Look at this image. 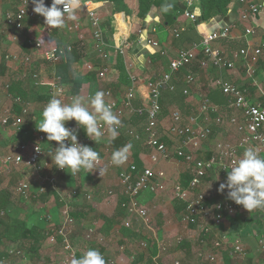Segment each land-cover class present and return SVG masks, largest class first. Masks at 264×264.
<instances>
[{"label":"built area","instance_id":"built-area-1","mask_svg":"<svg viewBox=\"0 0 264 264\" xmlns=\"http://www.w3.org/2000/svg\"><path fill=\"white\" fill-rule=\"evenodd\" d=\"M52 3V0H45ZM185 7L182 11L183 16L191 22H196L200 15L198 0H184ZM82 9L87 14L90 27V37L93 41V50L97 55L104 56L108 61L107 43L104 38V28L100 14L96 8L92 6L91 0H81ZM62 7V6H59ZM34 6L31 0H21L20 4L13 11L0 13V34L8 33V29L15 32L20 31L24 23L27 21L39 22L44 26L45 32H50L51 28H47L44 23V17L33 11ZM263 8L262 2L255 0L246 1V6L240 13V21L244 22V37L255 36L258 27L257 19ZM66 28L68 33H75L80 30L81 23L78 20H66ZM7 29V30H5ZM185 30V26L181 25L173 29L174 37L178 38ZM230 28H221L211 32H202L198 42L191 44L180 50L175 56L169 59L168 70L160 77L148 79L141 82L139 76L131 71V64L125 62L128 83L121 98V104L112 98L111 90L106 89V102L112 105L113 112L118 116L121 123L118 126V133L123 131L127 137V144L131 141H143L149 150V164L143 167H138L134 159L127 156L126 161L119 165H113L111 160L100 158L98 167L102 169L99 173V168L94 169V175L98 178L104 176L105 162L109 167L116 168L117 185L120 187V192L124 201L120 206L125 209L129 216L122 221L119 227L131 228V220L135 218L139 222L147 225L148 208L140 201V196L143 192H154L158 187V180L166 177V173L159 167H154L160 161L174 158L182 159L190 163L193 159V154L201 149L203 144L211 140L212 128L206 122L205 115L209 114L213 117V124L221 126L226 124L232 129L235 140H225L222 137H214L212 142V152L208 157L204 158L196 166L192 168L190 179L186 185H183L179 180L171 182V194L173 198L182 200L184 205L185 215L183 219L187 222H195V217H199L203 221V238L213 228L217 229V239L213 242L215 248H220L222 244L229 243L225 230L222 229V220L224 216H233L241 210H247L242 205L236 204L228 198H219L216 201L210 202L209 195L202 189L203 181L210 172H216L227 180V173L230 167L240 158L239 153L246 148H254L261 157H264V91H260L257 99L250 98L248 88L237 85L233 82L224 79H218L215 87L225 97L226 102L223 105L210 100L208 96H200L199 105L196 112L189 115H183L179 108L172 107L167 114L164 134L160 133L158 128L159 118L162 112L160 103L161 90L164 87H169L173 90L174 75L181 68L191 64L197 59L198 53L202 57L198 60L199 67L207 69L208 67L216 68L221 71H232L236 67V61L244 60L245 67L250 76H253L254 63L261 55L264 48V40L260 44L254 45L250 41L232 52H224L214 45L215 42L227 39L230 36ZM82 40L81 35L78 36ZM12 39H17V36H12ZM140 44H146L164 55L166 52L162 49L158 39H152L145 36L139 37ZM34 49L41 48L40 40H32L30 42ZM72 44H68L64 49L71 52ZM120 54H124L120 46L117 47ZM4 61L8 63H22L25 66L31 64V56L29 54H18L15 52H7L2 55ZM41 58L48 64L55 67L61 62L62 50L57 43H51L41 54ZM88 71H93L91 64L88 63ZM112 72L109 66H102L97 70V78L105 79ZM31 80L34 85L41 82L40 74L33 70L30 73ZM48 96L49 100L55 95L64 103H70L73 96L65 95V87L60 75L53 69L48 76ZM184 82L187 87L182 90V94H189L188 85L194 83V76L186 74ZM5 91L10 100V104L0 107V128L11 129L16 133L28 135L29 132L21 128L24 117L28 114L29 108L25 100L19 96H12L9 92V84H5ZM139 97L141 105L135 106L134 101ZM15 104L19 106V111L14 109ZM146 113V120L142 125L141 130L134 127H125L122 117L129 119L133 114L142 115ZM105 129V133H107ZM173 140L175 146L171 151L166 140ZM78 141V140H77ZM70 142L65 141L68 145ZM81 145L92 147L88 143L79 142ZM57 147L58 142L48 141L47 134L38 130L33 133L27 140H19L14 145V150L0 156V177L9 176L14 170L20 167L33 168L37 172L38 185L36 195L41 193L58 192L59 175L69 174L68 169L62 170L54 165V172L47 173L46 170L52 169L48 160L44 159L47 147ZM78 173L72 174L73 178L77 177ZM228 190V189H227ZM13 192L22 199H29L31 195V185L28 180H21L13 186ZM115 194L112 189L106 192L107 203L111 202ZM86 200H90L92 195L86 193ZM71 199V196H68ZM59 208L58 222L53 224L50 233L47 236V241L50 244H55L59 241L61 252L64 261H71L73 255L77 257V249L75 239H81L84 247L96 241L98 226L96 223L87 224L85 227L79 225L76 219L71 215V205L64 199ZM47 220H53L51 214H47ZM78 225L81 227L79 229ZM147 228L155 235V230L150 226ZM181 239L178 240V242ZM156 243L154 240L142 238L138 241L137 246L142 250H148L149 247ZM232 253L235 255H244L245 250L238 238H234L231 243ZM9 254L23 256L20 249H10ZM197 256L201 259L200 264H215L218 259L217 252H204L201 248L197 251ZM130 259L135 260V256L131 255ZM41 264V263H35ZM106 264H115L112 258L106 260ZM174 264H179L175 261Z\"/></svg>","mask_w":264,"mask_h":264},{"label":"rangeland","instance_id":"rangeland-1","mask_svg":"<svg viewBox=\"0 0 264 264\" xmlns=\"http://www.w3.org/2000/svg\"><path fill=\"white\" fill-rule=\"evenodd\" d=\"M20 1L21 0H0V13L13 11L11 7H9V9L6 8L5 5L10 6L16 4L18 6L20 4ZM256 2L258 1L256 0ZM44 3L45 6H49L46 2ZM31 4L33 5L32 2ZM184 19L185 18L182 17L178 18L179 23L184 24V26H186V30L184 31L186 32L188 22ZM32 24L36 27H31ZM43 28L44 27H42V29ZM41 30L37 27L34 21L25 22L23 28L20 31L15 32L14 30L8 29V33L5 34L7 35V37H2V39H0V107L7 106L10 104V100L7 97V93L5 91V84H11V82L14 80L22 81L19 76L25 77L22 82L23 84L25 83L28 87V95H26L25 101L28 104L29 111L28 114L24 117V122L21 128L23 130L25 129L26 131L29 128V130L33 133L38 131L37 127L43 119L42 111L45 105L48 103V100H43V97L41 99H38L39 101H37V97L46 96L45 91L48 83L47 78L50 75V66L42 58H40L39 55H37L36 50L32 49L30 43H28L29 46L26 48H23V43L28 40L26 38H28L29 31H33L34 33L39 35L40 33H43ZM79 32H81V30L73 34L77 35V33ZM163 32L170 40L172 46L174 43H176L175 50L173 48L170 50L167 49V54L169 56H175L180 50L188 47V37H185L182 34L180 35V37L176 38L173 35V30L171 32L169 31L170 33L168 32V30H163ZM53 34L55 38L53 40L61 47L62 50L61 63H65L66 61L70 60L71 52H68L64 48L68 44H72L70 43V40H73V38L69 37L67 34L64 33L60 36L59 30L53 32L52 29L51 36H53ZM107 34L108 32L106 33V38ZM15 35L17 36V40L12 41V36ZM189 43L190 45L193 44V42ZM19 50H22L26 54H29L31 56L32 62L27 67H25L22 63H8L3 60V54L7 52H16L18 54H22L18 52ZM107 54H110V51H108ZM32 68L40 74L41 82L38 85H34L32 83L30 77ZM235 68L236 70H238L237 65ZM196 69L197 72L196 76L194 74V83L190 85V87L188 88L189 94L185 96V98H187V100H185L186 103H188V101L193 102V106H191L190 108H188V106H183L181 108L178 105L167 104L172 102H170L171 100H168L169 98L166 97V104L163 105V109L158 123V128L161 134H164L163 132L165 130L169 108L178 107L183 115H189L191 113L196 112L197 102H199L200 96L206 94L207 91V86L201 85V81L205 80L206 76H209V79L211 80H215L218 77V72L212 69L211 67H208L206 70H202L198 66V68ZM185 72L187 73L188 70H185ZM185 72L182 70L177 72L174 75V79L182 80V78H184L186 75ZM257 74V66L255 64L253 75L256 76ZM117 81L118 79L116 75H114L113 73L109 74L105 79H99L98 83L96 84V87L94 88V92H96L97 90L104 91L105 89H110L112 98L121 104V98L125 91V87L123 88L122 86H116ZM208 82H210V80H208ZM67 90L70 92L73 91L69 88ZM78 95L87 98L93 94L86 87V89H83L78 92ZM204 117L206 119V122H208L211 126H214L213 117L211 115L207 114ZM121 120L124 124V122L128 119L126 117H122ZM65 124L66 127L70 129L72 127L76 131L77 140L90 144L99 153L100 158L104 160H111L112 153L116 150H113L108 132L105 133L104 137H102L99 143H96L86 135L82 127L77 126L74 120L67 121L65 122ZM126 125H129V122L127 123L126 121L124 126ZM216 136L222 137L225 140H235V136L232 129L229 128L226 124L217 126V130H215L214 132V137ZM18 138V133L13 131L10 132L9 130H6V128H0V155L3 153L6 146H9L10 148L14 149V145ZM213 138H211L210 141L204 143L203 149H200L193 154V159L190 163L182 159L174 158L172 156L165 163H158V165L154 166L163 169L166 173V177L161 180H158V187L154 192H143L141 194V200L143 201L144 205L146 204L145 206L149 207L147 225L133 218L131 220V230H136L138 228L140 230V236L146 239L154 240L156 242V246L154 244L152 245L156 247V250L152 248V245L151 248L149 247L148 250H141L138 247H134L136 240L132 239L129 236V229H123L119 227L117 229L110 230L111 225L108 222L109 226L106 225L102 228L101 225L98 226L99 230L100 228L101 230L99 231V234L96 237V241L94 244H88V246L84 248V243H79L76 240L75 246L78 253L77 258H79L89 248H95L102 253L105 260H107L108 258H112L115 264H134L130 257L127 255V250L133 251V253H139L144 251L146 253L145 257L148 260L147 264H174L175 261H178L179 264H197L196 261L198 259L195 258L196 256L188 260L187 243L188 238H198L199 230H197L196 228L198 225L196 226L194 224L196 227H193L190 225V223L184 220L183 217L179 216L177 213L175 214V211L173 210L174 198L171 194L170 188L171 182L173 180L181 181L183 174H188V172L191 174L192 168L199 164V162L205 158L206 154H210L213 151V145L211 143ZM166 141L169 145L170 150L172 151L175 146L174 141L171 139H167ZM243 152L244 150L239 153L240 157H242ZM132 153L133 150L132 148H130L127 156L132 158ZM44 159L48 160L50 164L53 165L49 155L44 156ZM107 166L108 165L105 162L104 176L101 178H98L94 175V169L93 171L88 173H85L83 170H81L79 176L73 178L70 175L71 182H69L68 184H63V186H61V189L67 194L64 197L66 199L65 201H67L74 207L73 210L77 211L76 214L78 215V218L75 219L80 226L83 224L87 225L90 223H96L98 225L102 223V221H106V215L109 216L110 213L112 215L118 213L116 209L118 207L119 201L122 200V197L119 188L116 187L111 181L113 179H116L117 172L115 166H108L109 168ZM52 169L46 171L51 172ZM21 180H28L30 182L32 191L30 198L27 200H8L3 209V216H5L11 224L15 225L31 226L32 224L36 225V221H38L39 224L41 223L45 225V223H48L49 221L46 218L47 214L52 215L54 209L57 208V206L61 205V202L59 201L57 195L51 196L44 203L40 200L39 195H36L38 185L37 172L33 168L20 167L19 169H16L10 175V177L0 178V202L2 199H4V195L1 191L7 190L9 186L14 185ZM78 183L83 186V189L80 192L75 191V188H73V186ZM221 183H226L224 177L220 174H217L216 172H211L204 180V183L202 184V189L205 193H212L211 195L221 193L224 197L226 196L228 190L227 188H225L223 191H218L219 185ZM109 189H112L114 191L115 196L111 202L107 203L106 192ZM86 193H90L92 195L90 200L85 199L84 195ZM69 195L71 196V199L68 198ZM251 213L252 211L238 212V218H247L245 221L248 222L250 221L249 218L252 215ZM122 220H125V217L121 219V221ZM147 226H150L156 232H160V235L162 236L161 239L163 240L161 243L155 239L153 233L147 228ZM179 239H181L180 242H178ZM184 241L187 242L185 243V245L182 244V242ZM16 247L17 246L15 244L8 242L5 247V250L8 251L10 249H17ZM25 247L26 250L21 248V251L24 256H14L9 258L12 264H70V261H64L60 249L54 247L45 239L42 240L37 252V247L32 246V244L25 245ZM125 247L126 249L124 250L123 248ZM198 247L199 246L194 247L195 251H193L192 249L190 257L194 256V253L196 255V252L199 250Z\"/></svg>","mask_w":264,"mask_h":264},{"label":"crops","instance_id":"crops-1","mask_svg":"<svg viewBox=\"0 0 264 264\" xmlns=\"http://www.w3.org/2000/svg\"><path fill=\"white\" fill-rule=\"evenodd\" d=\"M246 1H248V0H234L232 2V5H231L228 13L225 16L213 17L209 20L202 21L198 24H194L193 22H191L190 20L186 19L183 16L181 9H177V6L175 5L174 0H166V2L159 7L153 6L151 8L150 12L147 14V16L144 19H140L137 16H135L134 14L126 15L125 12L110 13V3L109 2H107L105 0H91L92 6L96 8L97 12L101 16L102 25L104 28V38H105V41H106L107 47H108L107 53H108V51H110V54H108L109 59H108V61L106 60L107 63L105 66H109L110 68H112V72L110 74L113 73L114 75L117 76V71L115 68V61H116L117 53L120 54L119 50L117 49V47L120 46L124 52V54H121L123 56V59H124V64H125V62L131 64L132 73L139 76L141 82H144L148 79H155V78L160 77L164 72H166L168 70L169 59L173 57V56H169L167 54V52H168L167 49L170 50L173 48L175 50V48H176L175 47L176 43H174L172 46L170 40L164 34L163 30H168V32L169 31L171 32L176 27L184 25V24L179 23V20H178L179 17L185 18L184 20H186L188 22V27H187L188 47L190 46L189 42L194 43L195 41L199 40L202 32H211V31L221 29V28H230L231 29V31H230L231 33H230L229 38L219 40V41L214 43V45L216 47L220 48L224 52H228V53L232 52L233 50L244 46L247 41H250L254 45H258L261 43V41L264 40V0H257L258 2L263 3V8H262V10L258 16V19H257L258 27L256 30V34H255V36H252L249 38L243 36L244 22L240 21V13L245 8ZM44 2H46V1L44 0ZM46 3L49 5L48 2H46ZM5 7L6 8L11 7L12 10H15L17 8V5L16 4H13L10 6L5 5ZM162 13L172 15L173 23L168 24L165 21V19L163 20V18L161 17ZM76 15L78 17L76 20H78L81 23V28H80L81 32L77 33V35L76 34L74 35L73 33H68L67 28H66V24L62 28H51L50 32L47 33L44 31L45 30L44 28L42 29V27H44V26L41 23L35 22V21L34 22L36 23L37 27L40 28V30L42 29L41 31L46 36V38H52V40H51L52 43L55 42L53 40V39H55L54 34H53V36H51L52 29H53V32L59 30L60 36L64 33V34H67L69 37H72L73 40H70V43H72L73 46L79 45V47L81 48V50H80L81 51V57H80V60L78 61V63H76V67L82 72V74H86L88 72V69L86 68L87 67L86 64L90 63L92 68L94 69V71L97 74V70L100 68V66H97L96 64L94 65L93 62L91 61V59L94 56H96V52L93 50V41L90 37V27H89V21L87 18V14L85 13V11H83L82 8H80V10H78ZM121 20H122V23H124L122 34H120V31L122 29L121 25H120ZM27 22H30V21H27ZM31 27H36V26L32 24ZM190 28L193 30H190ZM185 30H186V26H185ZM136 31L138 33H136ZM184 31H183V33H184ZM107 32H108V34H107V38H106ZM43 34L40 33L38 35V34L34 33L33 31H29L28 38H26V39H28V43H30L32 40H38V38L41 37V35H43ZM117 34H118V36L116 37ZM79 35H81L83 37L82 40H79V38H78ZM145 35L148 38L158 39L160 41L162 49L166 52V54L162 55L157 51V49L152 48L151 46L146 45V44H140L139 43V37L145 36ZM2 37H7V35L0 34V39H2ZM15 40H17V39H15ZM15 40L12 39V41H15ZM23 48H25L24 43H23ZM32 49H34V48L32 47ZM34 50H36V49H34ZM18 52L22 53V54H26L22 50H19ZM236 63H237L236 65L238 67V70H236V68H235L232 71H227V70L221 71V70H218L216 68H212L218 72V77L215 80H211V79H209V76H206L205 80L201 81V85L207 86L206 94H204L205 96H208L207 94L211 90H216V91L220 92L215 87V84H216V81L218 79H224V80H228L230 82H233L237 85L247 87L248 88V94H249L250 98H252L253 100L258 98L260 91H264V48L262 50L261 55L257 58L256 62L254 63V66H255V64L257 66V72H258V74L256 76L255 75H253V76L249 75L247 68L245 67L246 63L244 62V60H242V61L238 60V61H236ZM189 65H190V67L188 66V72L187 73L185 72L186 69H184L183 71L186 74H192L193 76L195 74V76H196L197 69L192 70V68H191L192 65L191 64H189ZM254 66H253V68H254ZM25 67H27V66H25ZM201 69L206 70L203 68H201ZM19 77L22 80L25 79V77H21V76H19ZM183 79L184 78H182V80L173 79V84L176 85V88L184 89L187 87V85ZM208 80H210V82H208ZM98 81H99V79L97 78V75H95L94 78L83 82L81 87L79 88V90L77 92L68 91L67 89L69 88L71 90V87L69 86V84L68 85L64 84L65 95H67V96L71 95L74 97V96L78 95V92H80L83 89H86V87L90 90V92L92 94H94L95 93L94 88L96 87V84L98 83ZM67 86H68V88H67ZM189 87H190V85H188V88ZM168 90L171 91L169 88H168ZM45 93H46V96H38L37 101H39L38 99H41L42 97H43V100L49 101L48 86L46 88ZM168 93L172 97L175 95L174 91L168 92ZM183 96H184V99H183V102L181 101L182 102L181 104H179L177 101H172V103H167V104H173V105H178V106H182V104H183V106H188V108L193 106V102L188 101V103H186L185 100H187V98H185V95H183ZM136 100H140V105H141V103H142L141 99L139 97H137ZM105 101H106V98H105ZM225 102H226V100L224 102L218 103V104L223 105V104H225ZM164 104H166V98L164 99V96H163V104L162 105H164ZM198 105H199V102H197V109H198ZM43 107H44V105H43ZM126 121L124 122V124L126 123ZM125 127H130V125H126ZM71 129H73V128L71 127ZM6 130H9L10 132L13 131L9 128ZM216 130H217V128H216ZM27 131L29 132L28 135H23V133H21V134L18 133L19 138L16 141V143L19 140H27L30 138V136L33 134V132H31L29 130V128L27 129ZM213 136H214V132H212L211 137H213ZM208 141H210V140H208ZM208 141H206V142H208ZM110 142H111V140H110ZM133 142L134 141L130 142L131 148L133 150L132 159H134V155L137 154L136 156L138 157V159L142 163L141 167H143L144 165H148L149 164V153H150L149 148L145 144L144 145H138V144L133 145L132 144ZM138 142H139V144H143V141H141V140H139ZM111 145H112V143H111ZM126 145H128L127 140L125 142V146ZM203 146H204V144H203ZM203 146L201 147V149L204 148ZM143 147H145V149H146L145 151L143 150ZM13 150L14 149L10 148L9 146H6L5 150L3 151V153L1 155L8 153V152H11ZM46 150L47 151L45 153V156H47L48 154H51L54 156L55 147H53V146L47 147ZM208 154H206L205 158L209 156ZM53 162H54V160H53ZM165 162L166 161L162 160L159 162V164H162ZM156 165H158V164H156ZM51 166L53 167L51 172H53L54 164L53 165L51 164ZM45 172H47V171H45ZM51 172H47V173H51ZM10 175L7 176L6 178L10 177ZM60 176H62V177H60ZM59 177H60V182H59L58 192L52 193V192L48 191L49 196H48V198H46V200L42 201L43 203L46 202L53 195L58 196L59 201L61 202L60 204H62L63 199L66 200L64 197L67 194H66V192H64L61 189V186H63V184H68L69 182H71V177L69 174H61V175H59ZM1 178H5V177H1ZM111 181L120 190V187L117 185V177H116V179H113ZM203 183H204V181H203ZM14 185H12V186H14ZM12 186H9V187L12 188ZM73 188H75V191L80 192L83 189V186H81V184L78 183V184H75V186H73ZM31 193H32V191H31ZM13 194L11 195V198H10L11 200H23L21 197H19L17 195H13ZM42 194H44V193L39 194V197H41L40 195H42ZM211 194H208V195H209V199H212V201H216L219 198H225V199L228 198L227 194L224 197L222 196L221 193H217L214 195H211ZM121 197L123 199L122 195H121ZM140 201L143 203V201L141 200V196H140ZM60 206L61 205L57 206V208L54 209V211L52 213L53 220H51V221L49 220L48 223H45V225L41 224V223L39 224L38 221H36V226L38 228L44 230L45 232H49L50 229L53 227V224L58 222V215H59ZM147 208L149 210L148 206H147ZM71 209H74V207L72 205H71ZM172 209H173V207H172ZM173 210L175 211V214H176L177 211L175 210V208ZM241 211L249 212L248 210H241ZM241 211H239V212H241ZM251 214L252 215L249 218L250 221H248V222L245 221L247 218L246 219L240 218V217L238 218V213H236L233 216H224V218L221 222L222 223L221 227L223 230L226 231L230 240H229V243L222 244V246L220 248H215L213 246V242L218 238L217 234H216L217 229L213 228V226H214L213 224L211 226V231H209L208 234H206V236L204 237V241L201 243L200 239L203 238V226H202L203 221L198 217L199 220H195V222H188L193 227H196L198 225L196 228H197V230H199L198 238H196V237H195V239H192V238L189 239L188 238V260L190 258H194L196 256L195 258H197L201 263V259L197 256V252H196V255L194 253V256L190 257L192 249H193V251H195L194 247L199 246L198 248L201 247V249L204 252H217L218 253V259H217V262L215 264H264V209L253 210ZM106 216L107 217H105V218H110V217L113 218L114 215H112L110 213L109 216L108 215H106ZM128 217L129 216L125 212V219ZM120 223L119 224H117V223L110 224L111 225L110 230H114V229L119 228ZM99 225H101V228L108 225L107 219H106V221H102V223L98 224L97 226H99ZM78 227H79V229L81 228L79 225H78ZM83 227H85V224H83ZM101 228H100V230H101ZM120 228H122V227H120ZM129 229L131 230V228H129ZM100 230L98 228L97 236H98ZM131 231H136L137 233H139L140 230L137 228L136 230H131ZM137 237H138V241L141 238H144L140 235ZM154 237L160 243L163 241L161 239L162 236L160 235L159 231L158 232L155 231ZM234 238H238L240 240V242L242 243L244 250H245L244 255H235L232 253L231 243H232V240ZM45 240H47V239H45ZM76 240L79 243L83 242L79 238L75 239L74 241L76 242ZM94 243L95 242L90 243V244H94ZM154 244L156 246V243H154ZM84 248H86V247H84ZM16 256L17 255H15V257ZM10 257H14V255L6 253V256L0 258V264H12L10 262V259H9ZM18 257H20V256H18ZM198 260L196 261V263L200 264Z\"/></svg>","mask_w":264,"mask_h":264},{"label":"clouds","instance_id":"clouds-1","mask_svg":"<svg viewBox=\"0 0 264 264\" xmlns=\"http://www.w3.org/2000/svg\"><path fill=\"white\" fill-rule=\"evenodd\" d=\"M31 2L33 11L44 17L47 28H62L66 20H76V13L82 7L81 0H52L50 6H45L44 0ZM42 118L38 130L47 134L48 141L58 142L54 156L47 154L56 167L68 169L71 175L81 170L88 173L99 168L100 155L93 147L79 144L76 131L66 127L65 122L74 120L96 143L104 137L105 129L110 140H115L121 123L112 105L105 101L103 90H97L87 98L76 95L70 103H64L54 95L44 107ZM66 140L70 142L68 145L65 144ZM130 148L131 144H128L114 151L112 164H123ZM229 169L226 183H221L218 191L227 188V197L249 212L264 209V157L254 148H246L242 157L233 162ZM101 171L99 168V173ZM70 264H106V260L98 249L89 248L79 258L73 255Z\"/></svg>","mask_w":264,"mask_h":264},{"label":"trees","instance_id":"trees-1","mask_svg":"<svg viewBox=\"0 0 264 264\" xmlns=\"http://www.w3.org/2000/svg\"><path fill=\"white\" fill-rule=\"evenodd\" d=\"M105 1L110 3V13L125 12L126 15L134 14L135 16H137L140 19H144L147 16V14L150 12V10L153 6L159 7L166 2V0H105ZM174 1H175V5L177 6V9H181L183 11V9L185 7L184 0H174ZM233 1L234 0H198V7L200 9V15H199L198 19L196 20V22H194V24H198L202 21L209 20L213 17L225 16L228 13ZM161 17L163 18V20L165 19V21L168 24L173 23L172 15L162 13ZM120 25L122 28L120 31V34H122L123 33V27H124V23H122V20H121ZM190 30H193V29L190 28ZM136 33H138V32L136 31ZM182 34L185 37H188V31H186L184 33L182 32ZM117 36H118V34L116 35V37ZM38 40H40V42H41V48L37 49L36 52H37V55H39V57L41 58L42 52L52 43L51 42L52 38H46V36L43 34V35H41V37L38 38ZM198 41L199 40H197L195 42H198ZM24 46H25V48L29 46L28 40H26V42H24ZM80 50H81V48L79 47V45L78 46L76 45L73 47V49L71 51L70 60L66 61L65 63L60 62L55 67L49 65L50 66L49 73L51 74L52 70L54 69L56 71V73L61 76L63 84H65V85L69 84V86L71 87V90H73L74 92H77L79 90V88L81 87L83 82L94 78L96 75V72L94 70L88 71L86 74H82V72L76 67V63H78V61L80 60V57H81V51ZM201 57H202V54L198 53L197 59L191 63L192 70H195L196 68H198V66H199L198 60ZM91 61L93 62L94 65L96 64L97 66H100V67L105 66L107 63L106 58L104 56L97 55V54H96V56H94L91 59ZM188 66L190 67V65H187V66L181 68L180 71L181 70L183 71L184 69H186V71H187ZM115 68L117 71V79H118L116 86H118V87L122 86L123 88L126 87L127 83H128L127 72L125 69L123 56L119 53H117V55H116ZM22 81L14 80L11 82V84L8 83L9 84V92L11 93L12 96H19L23 100H25L26 95H28V87L25 83L23 84ZM173 85H174V88L171 91L168 90L169 87H164L161 90L160 103H161L162 109H163V105H162L163 104V96H164V99L166 97L169 98L168 100H171L170 102L177 101L179 104H181L183 102V99H184V96L182 95L183 89H178V88H176L175 84H173ZM173 91L175 92V95L172 97L168 92H173ZM207 95L210 98V100H212L215 103H222L226 100V97L222 93H220L216 90H211ZM134 105L139 106L140 100H135ZM180 107L182 108L183 104ZM14 109L16 110V112H18L19 106H17L15 104ZM145 120H146V113H144L142 115L133 114L127 120V123L129 122V125L131 127H134L140 131ZM211 128H212V132H215L217 126L214 125V126H211ZM126 139H127V137H126L125 133H123V131H120L117 134L116 139L111 140L113 149L118 150L120 148H123L125 146ZM132 144L133 145L134 144L144 145V144H139V142L135 141V140ZM143 150L144 151L146 150L145 147H143ZM136 155L137 154L134 155V161L137 164V166L140 168L142 163ZM79 174H80V172H78L77 176H79ZM190 176H191V174L189 172H188V174L187 173L183 174L181 183L183 185H186L188 180L190 179ZM1 192L4 195L3 196L4 199H2L0 202V258L6 256V253H8L5 250V247H6L8 242L15 244L17 246L16 248L20 249V250H21V248L26 250L25 245H31L32 244V246L37 247V250H36V252H37L39 249V245L41 244L42 240L47 239V236L50 232H45L44 230L38 228L36 225L25 226V225L11 224L7 220V218L5 216H3V209L6 205V202L8 200L10 201L11 195L14 193L13 192V186H12V188L9 187V188H7V190H2ZM4 192H5V194H4ZM13 195H16V194H13ZM40 196H41L40 200L43 201V200H46V198H48L49 193L47 191ZM124 200H125V198H123L122 200L119 201L118 207L116 209V211L118 213L116 215L114 214L113 218H111V217L107 218V222H109L110 224H112V223L119 224L121 222V219H123L125 217V209L120 206V203ZM209 201L213 202L212 199H209ZM184 205H185V203L182 200L174 198V208L177 211V214L181 217H183L185 215ZM76 212L77 211L71 209V215L74 218H78V215L76 214ZM195 219L199 220L198 217H195ZM122 221H124V220H122ZM122 228L123 229H129V228H124V227H122ZM129 231H130L129 236L132 239L136 240L134 247H138L137 246V244H138V237L137 236H139V233H137L136 231H131L130 229H129ZM185 243H187V242L186 241L182 242L183 245H185ZM154 245H152V248H154V250H156V247ZM53 246L56 248H59L61 251L59 241L56 242L55 244H53ZM150 248H151V246H150ZM125 249H126V247L124 248V250ZM126 253L129 257L131 255L135 256V260L133 261L134 264H147V262H148L147 258L145 257L146 253L144 251L139 252V253H133V251L127 250Z\"/></svg>","mask_w":264,"mask_h":264}]
</instances>
